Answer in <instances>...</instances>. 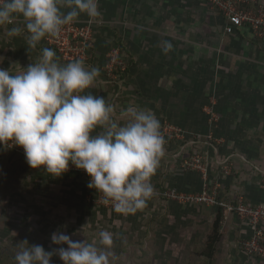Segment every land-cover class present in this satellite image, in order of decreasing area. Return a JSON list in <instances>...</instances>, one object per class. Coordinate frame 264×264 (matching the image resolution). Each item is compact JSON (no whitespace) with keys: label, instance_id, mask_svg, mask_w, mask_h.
I'll return each mask as SVG.
<instances>
[{"label":"crops","instance_id":"1","mask_svg":"<svg viewBox=\"0 0 264 264\" xmlns=\"http://www.w3.org/2000/svg\"><path fill=\"white\" fill-rule=\"evenodd\" d=\"M255 1L264 5V0ZM98 10L95 19L80 14L76 20L92 22L88 67L99 69L86 93L104 97L116 107L117 115L121 109L137 106L154 113L160 126L167 120L184 132L182 140L164 145L152 186L200 190L199 173L181 167L183 159L195 151L206 160L209 181L218 186L221 199L240 196L247 204H264V38L254 37L247 27L226 34L222 15L201 0H98ZM13 27L23 30V18L0 26V68L16 73L37 62L47 46L43 38L35 49L30 48L26 30L10 37L7 33ZM115 48L127 69L118 79H110L102 69ZM8 157L6 149H0V165L10 163L19 175H29L40 205L58 204L59 198L77 199L87 205L93 219L101 214L111 221L132 219L136 228L145 231L143 224L168 205L166 227L155 229L162 238L166 229V238L172 234L179 243L183 241L180 247L187 253L202 249L220 214V240L209 264H264V257L240 249L239 243L251 236L252 228L236 216H224L214 207L157 199L148 200L135 213L120 215L86 201L92 189L83 177L73 173L54 177L43 169L32 170L21 157H17L21 162L14 163L10 162L14 157ZM151 236L149 232L147 237Z\"/></svg>","mask_w":264,"mask_h":264},{"label":"clouds","instance_id":"2","mask_svg":"<svg viewBox=\"0 0 264 264\" xmlns=\"http://www.w3.org/2000/svg\"><path fill=\"white\" fill-rule=\"evenodd\" d=\"M80 14L98 17V0H0V26L22 17L25 28L13 27L7 34L26 30L32 49L46 36H58ZM98 76V68L79 60L59 64L47 47L37 62L16 73L0 68V149H23L31 169L54 177L70 165L82 170L89 177L87 187L102 193L114 212L132 214L153 195L150 181L165 140L150 110L130 105L117 115L104 97L86 93ZM51 242L57 246L51 251L21 242L15 264H51L54 255L62 264H110L113 234L107 230L93 242L57 231Z\"/></svg>","mask_w":264,"mask_h":264},{"label":"rangeland","instance_id":"3","mask_svg":"<svg viewBox=\"0 0 264 264\" xmlns=\"http://www.w3.org/2000/svg\"><path fill=\"white\" fill-rule=\"evenodd\" d=\"M166 122L172 124L167 120ZM6 151L8 158L14 157L10 162L14 163L15 160L21 162L17 158L21 156L11 150ZM7 165H0V264H15L14 258L21 242L27 241L29 246L41 245L46 251H51L57 247L51 242L54 232H65L73 240L85 239L93 242L98 240V233L101 230L113 234L110 264H203L204 262L199 252L202 249L187 253L180 247L183 241L179 243L178 238L172 237V234L166 238V229L165 237L162 238L155 229V227H166V216L169 213L166 204L171 203H166L165 210L157 212L152 219L143 224L147 228L146 232L144 229L136 228V223H133L132 219L127 223L123 220L111 221L109 218L103 219L102 214L93 219L87 212V205L77 199V201H67L59 198L58 204L55 202L53 205H40V201L36 198L38 191L35 190L29 175L24 178L17 173L16 166H11L10 163ZM10 168L14 169V172H11ZM149 232L151 237H147ZM174 243L175 249L172 248ZM62 247L67 246L62 245ZM51 264H62V261L58 255H54Z\"/></svg>","mask_w":264,"mask_h":264},{"label":"built area","instance_id":"4","mask_svg":"<svg viewBox=\"0 0 264 264\" xmlns=\"http://www.w3.org/2000/svg\"><path fill=\"white\" fill-rule=\"evenodd\" d=\"M218 11L224 18L226 24L224 31L232 34L235 30L247 27L256 38H264V5L255 0H201ZM47 47L55 52L56 57L66 65L73 61H82L86 67L90 63V53L93 49V27L91 21L73 23L63 27L61 33L56 37H45ZM108 62L102 71L106 78L118 79L122 76L127 64L122 59L117 48L108 53ZM160 132L167 145L170 141L182 140L184 132L166 121L160 126ZM196 135L193 137L195 138ZM212 140L211 135H207ZM193 144V142H189ZM25 159L23 149L18 147L7 148ZM206 160L202 154L193 152L184 158L181 167L185 170L196 171L202 180V187L199 192H185L175 187L157 190L153 187V195L149 200H160L186 206L203 205L214 207L221 211L224 216H236L247 222L252 228L251 236L239 243L240 249L250 256L264 257V204L250 205L245 203L242 197L234 199H221L218 195V186L212 185L208 178ZM77 174L89 183V177L82 170L73 166L65 174ZM264 193V178L261 181ZM86 201L96 207L113 210L112 204L106 203L103 194L92 189L86 197Z\"/></svg>","mask_w":264,"mask_h":264},{"label":"trees","instance_id":"5","mask_svg":"<svg viewBox=\"0 0 264 264\" xmlns=\"http://www.w3.org/2000/svg\"><path fill=\"white\" fill-rule=\"evenodd\" d=\"M199 184H201V183H199ZM200 190H197V191L195 190L193 192H199ZM185 192H189V191H185ZM220 221H221L220 220V214H218L216 216V218H215V221L213 222V225H212V228H211V232L208 234V236H207V238H206V240H205V242L203 244L202 250L200 252L203 261H205L208 264L211 262V260H212V258L214 256V253L216 252L217 244H218V242L220 240V235H219Z\"/></svg>","mask_w":264,"mask_h":264}]
</instances>
